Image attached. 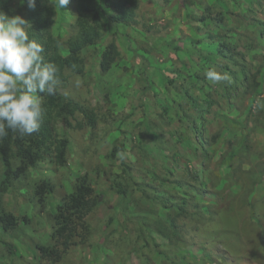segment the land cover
Wrapping results in <instances>:
<instances>
[{
	"label": "rangeland",
	"instance_id": "rangeland-1",
	"mask_svg": "<svg viewBox=\"0 0 264 264\" xmlns=\"http://www.w3.org/2000/svg\"><path fill=\"white\" fill-rule=\"evenodd\" d=\"M133 3L138 5L135 22L108 25L97 45L85 51L84 74L68 75L60 90L98 112L96 128L87 126L80 113L59 122L61 135L69 140L67 165L42 161L5 194L0 192V210L18 219L9 231L0 226V264H144L146 257L145 264H264V31H257V21L264 22V0ZM208 6L228 12L225 22H212L209 14L198 22ZM13 7L23 16L25 4L14 0ZM76 20L72 1L55 10L52 31L62 45L75 34ZM234 21L238 28L229 32ZM208 35L232 46L233 61L221 57L217 43L205 40ZM112 42L119 54L103 73L102 53ZM208 69L229 79L213 85L205 77ZM145 73L153 85L140 106L137 97L147 88ZM162 76L178 82L165 89ZM122 137L124 153L111 158L113 145ZM245 144L249 149L244 150ZM121 158L131 168L132 179L119 180L129 192L134 186L128 183L149 181L146 166L172 169L177 179L187 178L181 196L206 216L179 219V237L170 240L148 232L157 215L168 216L163 206L153 214L147 205L140 210L131 204L130 211L119 213L113 184L123 174ZM85 174L98 205L83 224L77 222L69 247L59 245V261L44 259L38 247L57 246L51 239L54 210L73 191L75 179ZM256 176L260 181L250 191ZM44 179L54 185V192L37 197L31 186ZM210 207L217 210L213 217L208 216Z\"/></svg>",
	"mask_w": 264,
	"mask_h": 264
},
{
	"label": "trees",
	"instance_id": "trees-1",
	"mask_svg": "<svg viewBox=\"0 0 264 264\" xmlns=\"http://www.w3.org/2000/svg\"><path fill=\"white\" fill-rule=\"evenodd\" d=\"M70 1L76 3L77 30L64 45L61 44L59 37H56L52 31L55 10L50 4V0H37L35 10H30L27 4H25V9L22 12V17L32 25L30 38L36 39L44 47L45 61L54 62L59 68V73L57 75L58 85L55 95L49 96L44 94L42 96L45 115L38 132L33 133L31 136L21 137L18 133L8 130V135L4 138H0V167L2 178L0 181V192L4 194L9 190L14 181L22 178L28 174V172H31L30 170L37 168L42 161L49 159V161L55 163L58 167H65L67 165L69 140L61 135L58 128L59 122H66L68 117H73L77 113H80L85 117L87 126L93 128V130L96 128L98 112L95 109L88 108L82 103L80 104L71 98L65 97L61 94L60 90L68 82L69 76L73 74H84L86 69L85 51L97 45L108 25H129L136 20L138 5L133 3V0ZM13 3L14 0H0V11H3L9 16L16 15ZM227 13L228 12H225L224 14L223 11L218 8L208 6L202 17L199 19L196 18V20H198V22L205 21L209 14L211 15L209 18L210 21L217 23L225 22L226 19L224 20V16ZM230 23L229 32L238 28L234 25L236 21ZM257 27V31H259V35H261L264 31V22L257 21ZM223 31L228 32L226 30ZM207 39L214 44L217 43L216 38L212 39L209 35L206 36L205 40ZM220 43H217V50L220 52L221 57L233 61L234 53L231 51L232 49H229L231 45ZM63 48L65 52H63ZM171 49L176 52L180 51V48L176 45H171ZM186 52H188V50H186ZM200 53L203 54L205 58L208 57L206 52L200 50ZM118 54V47L115 42L108 44V47L102 53L100 66L103 73L111 69ZM144 75L147 88L137 97L140 106L143 103L144 95L149 89H152L151 86L153 85L148 75L146 73ZM162 78L164 84H166L165 89H167V87L169 88V85L171 86L178 82V80L170 79L167 76H162ZM243 78L244 80L247 79L246 76H243ZM193 124L195 123L193 122ZM195 135L197 141L200 142L202 137L198 135L196 131ZM124 140L125 138L122 137L120 144L113 145L112 151L109 154L111 158H116L117 155L124 153ZM246 149H249V146L245 144L244 150ZM120 165H122L123 174L119 178L117 177L113 184L114 190L119 197L118 201L121 204V207L119 206V213L124 214L130 211L129 207L131 204H133V208H138L140 210H144V206L147 205L149 212L153 214L155 213L156 207L161 208L163 206V208L168 211V216L166 218H162L158 215L156 216V220L153 223L154 227L148 228V232L153 233V231H155L163 237L172 240L173 236H178V229L180 228L178 224L179 219L185 217L200 219L202 216H206L203 209L185 199L184 195L181 196L180 192L187 188V178H184L186 181L179 178L177 179V177L173 175L174 172L172 169L168 170L165 168L159 171V167L156 169V165L154 164L152 169L146 166L145 173L149 181H134L128 183L134 186L133 191L129 192V189H125L127 184H123L122 181L119 180L129 176L130 179H132V173L129 174L131 168L126 165L123 158H121ZM259 181L260 177L256 176L253 178L250 191H254ZM192 184L196 185L195 183ZM31 188L32 192L35 191L37 197H44L45 194H52L54 192V185L45 179L31 186ZM250 191L245 192V194L247 193L246 196H250ZM185 194H189V192ZM247 198L248 197H245V200ZM245 202L250 204V201L246 200ZM97 205L98 199L94 196V189L89 175L85 174L76 178L73 183V191L57 204L52 216L54 225L51 239L53 242L57 241V246L49 245L38 247L41 257L50 259L51 261H59L61 258V252L58 249L59 245H64L65 248L69 247L70 239L77 234L78 223L83 224L85 217L89 212H92ZM152 209L153 212L151 211ZM215 214H217V210L210 207L208 216L213 217ZM256 219L258 218L256 217ZM17 220L18 219L13 216V214L0 210V226L4 231H9L15 227L18 224ZM165 224L171 225L172 229L166 228ZM120 230L122 229L120 228ZM151 242L152 241H150V243ZM153 245L159 250V253L162 254L160 246L154 243ZM138 255L140 256V253ZM141 257L142 256H140V258ZM148 260L149 258H144V264L148 263ZM179 264L185 263L180 262Z\"/></svg>",
	"mask_w": 264,
	"mask_h": 264
},
{
	"label": "clouds",
	"instance_id": "clouds-1",
	"mask_svg": "<svg viewBox=\"0 0 264 264\" xmlns=\"http://www.w3.org/2000/svg\"><path fill=\"white\" fill-rule=\"evenodd\" d=\"M37 0H20L30 10ZM70 0H50L56 9H64ZM32 25L22 16L0 11V138L8 130L21 137L39 131L44 115L42 96L55 95L59 68L46 62L44 47L30 38ZM205 77L213 85L229 79L226 73L208 69Z\"/></svg>",
	"mask_w": 264,
	"mask_h": 264
}]
</instances>
